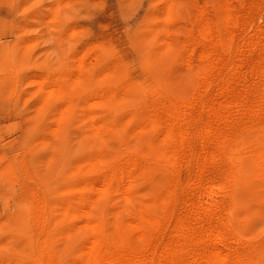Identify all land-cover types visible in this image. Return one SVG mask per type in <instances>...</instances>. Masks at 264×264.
<instances>
[{
  "label": "rangeland",
  "instance_id": "obj_1",
  "mask_svg": "<svg viewBox=\"0 0 264 264\" xmlns=\"http://www.w3.org/2000/svg\"><path fill=\"white\" fill-rule=\"evenodd\" d=\"M88 226L264 264V0H0V264H84Z\"/></svg>",
  "mask_w": 264,
  "mask_h": 264
},
{
  "label": "bare ground",
  "instance_id": "obj_2",
  "mask_svg": "<svg viewBox=\"0 0 264 264\" xmlns=\"http://www.w3.org/2000/svg\"><path fill=\"white\" fill-rule=\"evenodd\" d=\"M218 2V1H217ZM167 4V3H166ZM221 12V11H220ZM223 13V12H222ZM194 20V19H193ZM214 25V24H213ZM193 55V54H192ZM195 114V113H194ZM187 121V120H186ZM153 127V126H152ZM95 128V127H94ZM87 130V129H86ZM140 130V129H139ZM166 130V129H165ZM97 132V131H96ZM244 165H242L241 170L242 172L238 174L239 177H242L244 179H249L251 176H255L256 175V169L255 167L251 166L252 163L249 161H246L245 163H243ZM142 213V212H141ZM144 214V213H143ZM146 214V213H145ZM144 218L147 220V222L149 221L148 215H145ZM148 229V228H147ZM88 232L89 237H90V241H89V246L86 249V256H85V261L84 264H116L119 260H117V256L115 259L112 254H110V251H108L107 249L103 248V245L101 244L100 240L98 238H95L94 235V231L96 230V228H94L93 226H88ZM117 240L129 247H135L136 244L140 245L141 247L147 246L144 245V238L143 235L140 233V228L138 226V224H135L133 222H128L124 227H123V234H120L117 236ZM209 242V241H208ZM148 243V242H147ZM118 245V244H117ZM215 245V244H214ZM126 247V246H125ZM124 248V247H123ZM127 248V247H126ZM142 250V248H139ZM144 250V249H143ZM218 250V249H217ZM240 251V250H239ZM211 252V251H210ZM214 252V251H213ZM219 252V250H218ZM224 252V251H223ZM123 253V252H122ZM220 253V252H219ZM218 253V254H219ZM214 254L216 253H212V255L214 256ZM115 255V254H114ZM125 255V254H124ZM219 256V255H218ZM223 256V255H221ZM225 256V255H224ZM217 257V256H216ZM253 257V256H252ZM215 258V257H214ZM214 258H212L213 260H215ZM219 258V260H218ZM216 258L218 262L215 261V264L222 262L220 264H227L226 259L224 260L223 258H220V256ZM120 259V258H119ZM117 260V262H116ZM223 260V261H220ZM232 260V259H231ZM121 261V260H120ZM212 261V260H210ZM122 262V261H121ZM195 262V261H194ZM193 262V263H194ZM230 262V261H229ZM123 263V262H122ZM192 263V264H193ZM210 263V262H209ZM118 264V263H117ZM124 264V263H123ZM196 264V263H195Z\"/></svg>",
  "mask_w": 264,
  "mask_h": 264
}]
</instances>
